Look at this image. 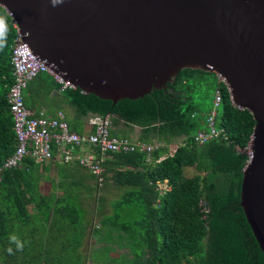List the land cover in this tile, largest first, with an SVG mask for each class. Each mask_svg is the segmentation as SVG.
I'll use <instances>...</instances> for the list:
<instances>
[{
	"label": "trees",
	"instance_id": "obj_1",
	"mask_svg": "<svg viewBox=\"0 0 264 264\" xmlns=\"http://www.w3.org/2000/svg\"><path fill=\"white\" fill-rule=\"evenodd\" d=\"M0 17L7 25L5 47L0 49L2 164L17 146L8 102L17 34L11 15L2 6ZM59 87L51 74L39 73L25 91L27 106L41 109L34 107ZM218 87L223 101L217 126L225 129L227 138L196 143L195 133L207 129ZM59 96L80 117L110 114L114 126L121 121L138 126V139L166 146L154 151L150 160L141 152L110 153L102 164L103 185L79 163H55L58 179L47 176L43 192L41 166L49 172L51 164H38L28 157L19 167L3 171L0 264H108L113 246L99 248L105 258H90L85 250L90 233L99 242L116 239L121 246L129 243L133 253L125 258L129 264H264V253L240 206L243 169L251 158L248 147L256 121L248 109L233 103L228 86L215 73L185 68L163 89L117 103L80 88L60 91ZM180 137L183 143L170 152L169 145ZM188 168L196 172L188 175ZM165 181L169 189L161 192L160 182ZM112 185L123 192L110 201L111 210L98 208L99 226H95L85 192ZM12 235L24 243L23 251L10 243ZM9 247L14 254H8Z\"/></svg>",
	"mask_w": 264,
	"mask_h": 264
},
{
	"label": "water",
	"instance_id": "obj_2",
	"mask_svg": "<svg viewBox=\"0 0 264 264\" xmlns=\"http://www.w3.org/2000/svg\"><path fill=\"white\" fill-rule=\"evenodd\" d=\"M34 53L75 88L117 103L185 68L222 76L256 125L240 206L264 253V0H0Z\"/></svg>",
	"mask_w": 264,
	"mask_h": 264
},
{
	"label": "built area",
	"instance_id": "obj_3",
	"mask_svg": "<svg viewBox=\"0 0 264 264\" xmlns=\"http://www.w3.org/2000/svg\"><path fill=\"white\" fill-rule=\"evenodd\" d=\"M13 25L17 35L12 46L11 65L14 81L8 92V102L14 119L17 146L14 153L0 164V175L6 169L19 167L29 157L38 164L79 163L94 174L96 181L103 185L102 164L110 153L141 152L147 154L150 160L154 151L166 146L163 142H146L114 134V122L110 114L105 116L93 114L89 118L91 129L88 133L80 134L70 127L63 110H58L55 116H51L45 109L29 108L26 104L25 91L29 83L41 72H48L55 78L60 85L58 91L75 87L34 53L24 41L19 25L14 19ZM218 78L226 84L222 76L218 75ZM222 101V90L218 87L214 92L213 105L207 117V129L195 133L196 143L204 144L220 137L227 138L225 129L217 126ZM162 189L160 188L161 192L169 189L168 184Z\"/></svg>",
	"mask_w": 264,
	"mask_h": 264
},
{
	"label": "rangeland",
	"instance_id": "obj_4",
	"mask_svg": "<svg viewBox=\"0 0 264 264\" xmlns=\"http://www.w3.org/2000/svg\"><path fill=\"white\" fill-rule=\"evenodd\" d=\"M132 129H133L132 136L138 137L140 134V127L133 126ZM87 131H88V128H87ZM117 134L120 135L121 133H117ZM123 134H127V133L124 131ZM126 136H129V135H126ZM155 140L156 139H154L153 141H155ZM183 141L184 140L181 137L176 139L174 142H172L169 145V149H170L169 151L170 152L174 151L176 149L177 145L182 144ZM48 164L54 165L53 162H48L46 165H48ZM51 170H53V166L51 167ZM186 171H187L188 175H192L196 172V169L195 168H188ZM160 184H161L160 185L161 189L162 188L164 189L167 187L166 182H164V183L160 182ZM45 185L46 184L44 182L42 185L43 191L45 190ZM82 188H83V186H82ZM122 192H123V190H121L120 188H117L116 186H113V185L108 186V187H104L100 191L97 188H94L91 192H85V197H87L86 198V206L88 207L91 214L93 215V224L95 226H99L100 216H99V213H97L98 208L103 207V208H106L107 211L111 210L110 201L117 198ZM101 197L103 198V201H101V199H100ZM108 245L113 246V248L110 251V254L114 259H116V262L110 261V262H108V264H124L123 262H126V264H129V260L125 259V258H131L133 256L132 255L133 253H131V249L129 247V243H126L125 246H121L120 244H118V240H116V239H115V241L112 240L110 242H108L106 239H104L103 242H99L97 240V238L92 233H90L87 240H86L85 250L87 252H89L91 248L99 249V248H104L105 246H108ZM93 264H95V262Z\"/></svg>",
	"mask_w": 264,
	"mask_h": 264
},
{
	"label": "crops",
	"instance_id": "obj_5",
	"mask_svg": "<svg viewBox=\"0 0 264 264\" xmlns=\"http://www.w3.org/2000/svg\"><path fill=\"white\" fill-rule=\"evenodd\" d=\"M59 95H60V91H58L57 89L53 90L49 94L47 99H43L42 98L41 99L42 103H41V100H40L39 103H37L40 106L36 105V107H34V108L38 109V108L41 107V109H45L46 112L49 115H51V116L54 115L58 110H63L66 113L68 121L70 123H72V126H71L72 128H78L79 130H82L83 131L82 134L88 133V131L91 129L90 124H89V118L93 114H91V115H89L87 117L86 116H83V117L78 116L77 113L75 112V109L70 104L65 103L64 101H62V99L59 100L60 99ZM34 110H36V109H34ZM38 110H40V109H38ZM87 128H88V131H87ZM113 130H115L117 133H121L120 136H125L126 137V135H129L127 137H132L134 139H138V137H133L132 136V132H133L132 126L131 125H127L124 121H121L119 125H115ZM124 131L127 134H123ZM52 166H53V170H51ZM39 175H40V180H41V190H42V185H43L44 181L46 180L47 176H49L51 178H54V179H58V174H57V171H56L55 164L54 165H50L49 172H45L43 170L42 166H41V170H40V174ZM42 192H43V190H42ZM110 251H108V255H109L108 258L111 261H113L114 258L111 256ZM87 254L89 255L90 258H93L95 255H96V257L101 255L102 258H105V256H104L105 253L100 251L99 249H95V248H91L90 251ZM91 262L92 261L90 260V263ZM95 264H103V263L95 262Z\"/></svg>",
	"mask_w": 264,
	"mask_h": 264
},
{
	"label": "clouds",
	"instance_id": "obj_6",
	"mask_svg": "<svg viewBox=\"0 0 264 264\" xmlns=\"http://www.w3.org/2000/svg\"><path fill=\"white\" fill-rule=\"evenodd\" d=\"M62 2V0H53V3H59ZM6 36H7V25L5 23V20L0 17V49H3L5 47L6 43ZM10 243H14L16 245L17 251H23L24 243L15 235H12L10 237ZM7 252L9 255L14 254L13 249L9 247L7 249Z\"/></svg>",
	"mask_w": 264,
	"mask_h": 264
}]
</instances>
